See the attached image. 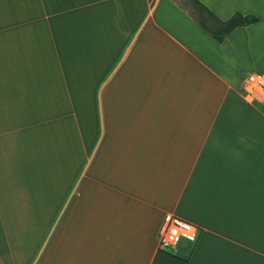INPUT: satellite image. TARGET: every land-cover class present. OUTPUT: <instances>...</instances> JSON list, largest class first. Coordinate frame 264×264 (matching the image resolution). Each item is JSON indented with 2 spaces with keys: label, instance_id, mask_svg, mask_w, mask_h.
Wrapping results in <instances>:
<instances>
[{
  "label": "crops",
  "instance_id": "1",
  "mask_svg": "<svg viewBox=\"0 0 264 264\" xmlns=\"http://www.w3.org/2000/svg\"><path fill=\"white\" fill-rule=\"evenodd\" d=\"M198 1L258 21L217 42L172 0H0V264H264V0ZM166 215L194 248L159 250Z\"/></svg>",
  "mask_w": 264,
  "mask_h": 264
},
{
  "label": "built area",
  "instance_id": "2",
  "mask_svg": "<svg viewBox=\"0 0 264 264\" xmlns=\"http://www.w3.org/2000/svg\"><path fill=\"white\" fill-rule=\"evenodd\" d=\"M245 85L252 101H264V74H250ZM200 234L198 226L175 215H166L157 234V245L159 250L172 253L182 241L195 246Z\"/></svg>",
  "mask_w": 264,
  "mask_h": 264
},
{
  "label": "trees",
  "instance_id": "3",
  "mask_svg": "<svg viewBox=\"0 0 264 264\" xmlns=\"http://www.w3.org/2000/svg\"><path fill=\"white\" fill-rule=\"evenodd\" d=\"M188 5L190 7L189 9H191L189 12L180 5H178V7L187 12L188 15L201 27V29L217 42H223L225 37L235 28L255 24L258 21L254 16L242 15L240 13H235L226 21H220L198 0H188ZM209 21L217 23L218 26L212 28L209 27ZM195 246H192V248Z\"/></svg>",
  "mask_w": 264,
  "mask_h": 264
},
{
  "label": "rangeland",
  "instance_id": "4",
  "mask_svg": "<svg viewBox=\"0 0 264 264\" xmlns=\"http://www.w3.org/2000/svg\"><path fill=\"white\" fill-rule=\"evenodd\" d=\"M172 1H174L176 4H178V5H180L181 7H183L186 11H190L191 9H189L190 7H189V5H188V0H172ZM208 26L209 27H215V26H218V24L217 23H215V22H213V21H209L208 22ZM164 219V218H163ZM187 246H188V243L187 242H185V241H182L179 245H178V247H177V249H176V251H185L186 249H187Z\"/></svg>",
  "mask_w": 264,
  "mask_h": 264
}]
</instances>
